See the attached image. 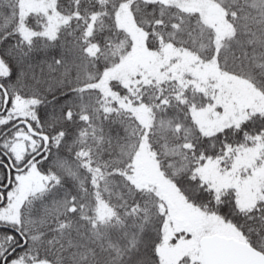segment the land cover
<instances>
[{
    "label": "snow or ice",
    "instance_id": "obj_1",
    "mask_svg": "<svg viewBox=\"0 0 264 264\" xmlns=\"http://www.w3.org/2000/svg\"><path fill=\"white\" fill-rule=\"evenodd\" d=\"M0 264H264V0H0Z\"/></svg>",
    "mask_w": 264,
    "mask_h": 264
}]
</instances>
